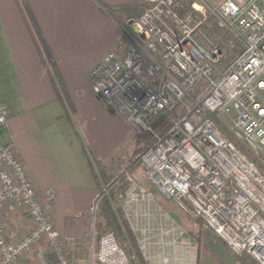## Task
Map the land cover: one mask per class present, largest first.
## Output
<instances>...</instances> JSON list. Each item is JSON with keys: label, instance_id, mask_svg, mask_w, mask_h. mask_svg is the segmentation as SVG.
Segmentation results:
<instances>
[{"label": "built area", "instance_id": "2783aa9c", "mask_svg": "<svg viewBox=\"0 0 264 264\" xmlns=\"http://www.w3.org/2000/svg\"><path fill=\"white\" fill-rule=\"evenodd\" d=\"M142 1L127 21L137 29L130 45L108 50L89 72L106 109L152 136L136 158L144 181L132 166L116 173L128 181L118 198L137 247L148 264H194L195 241L160 195L230 252L264 264V0ZM7 120L0 101V128ZM101 189L89 207L92 236L109 190ZM53 202L52 189L37 191L14 144L0 145V211L17 209L31 222L12 238L0 219V264L41 241L48 264L136 260L107 231L82 263L76 236L53 223Z\"/></svg>", "mask_w": 264, "mask_h": 264}, {"label": "crops", "instance_id": "0c3cea01", "mask_svg": "<svg viewBox=\"0 0 264 264\" xmlns=\"http://www.w3.org/2000/svg\"><path fill=\"white\" fill-rule=\"evenodd\" d=\"M24 1L59 69L64 97L52 85L23 16L22 0H0V101L8 108L0 145L14 144L37 191L53 190V223L62 233L76 236L75 257L81 261L92 238L87 221L98 187L95 161L113 174L126 169L130 151L128 124L94 96L89 72L108 50L123 48L121 23L139 13L129 16L133 10H120L116 19L100 3L143 1ZM0 219L12 238L31 227L17 209L1 210ZM197 229L198 235L190 234L196 244L194 264H256L247 254L230 252L213 233L199 225ZM45 250L41 241L12 264H48Z\"/></svg>", "mask_w": 264, "mask_h": 264}, {"label": "trees", "instance_id": "16d2710c", "mask_svg": "<svg viewBox=\"0 0 264 264\" xmlns=\"http://www.w3.org/2000/svg\"><path fill=\"white\" fill-rule=\"evenodd\" d=\"M23 2V16L25 20H27V24L31 30L32 36L34 38L35 44L38 48L40 57L42 61L48 65L49 73H50V79L52 82V85L58 95H60L61 98L64 97L63 89H62V82L60 77L59 69L57 68L56 64L54 63V60L52 58V55L50 53V50L47 46V44L44 41L43 35L34 20L31 12L29 11L26 3L24 0ZM102 7H104L110 14L115 16L116 19L118 12L125 11V10H139L141 7V10L144 7L143 2H132L129 4H120L117 6H111L100 3ZM139 11V13L141 12ZM123 25V23H121ZM158 121V119H157ZM153 125L156 123V120H152ZM130 137L133 142V146L131 148V151L129 155L126 157V166H133L136 162L137 155L142 152L146 147H143V149H140V143L142 140H147L150 144V139L152 138L151 134L145 131H139L136 130L130 133ZM96 170L94 168L92 169L93 175L95 176L97 180V191L101 192L102 184L107 185L109 190L107 194L102 195L100 200L97 203V210L95 215V237L98 241L101 234L109 231L112 232L117 241L122 243V241L126 238L130 240V244L132 248L135 251L136 260H132V264H146L147 262L143 259L135 240V237L133 233L131 232L127 220L125 219L120 201L118 198V194L120 192H123L128 187V181L125 179V177L122 175V173L111 175L106 170L105 164H103L101 161H95ZM101 179V181H100ZM115 180V181H114ZM46 261L48 263L52 262V255H46L45 256Z\"/></svg>", "mask_w": 264, "mask_h": 264}, {"label": "rangeland", "instance_id": "374dc122", "mask_svg": "<svg viewBox=\"0 0 264 264\" xmlns=\"http://www.w3.org/2000/svg\"><path fill=\"white\" fill-rule=\"evenodd\" d=\"M141 10V7H140V9L138 10V11H134V12H131V14L129 15V16H134V15H136L137 13H139V11ZM128 21V20H127ZM130 26H131V24L130 23H123V25H122V31H121V36H120V40L122 41V43H123V47H127V46H129L130 45V40H131V28H130ZM125 120V119H124ZM126 122V121H125ZM127 123V122H126ZM128 124V123H127ZM128 126H129V128H130V133L131 132H133V130L134 131H136V129L135 128H133V127H131L129 124H128ZM140 131V130H139ZM150 142H151V139H150ZM129 145H130V151H131V148H132V146H133V142H132V139H131V137H130V141H129ZM148 146L149 145V142L146 140H142L141 141V143H140V149L142 150L143 149V147H145V146ZM130 151H129V153H130ZM129 155V154H128ZM127 155V156H128ZM126 156V157H127ZM125 163H126V161H125ZM136 163V162H135ZM260 169L264 172V164L263 163H261L260 165ZM127 167H129V166H127ZM133 170L131 171L132 172V175L135 177V179H137L138 181H144V175H143V172H144V170H143V166L141 165V164H139V163H136L135 165H133L132 167H131ZM136 171H138V174H137V172ZM115 173H118V172H114L113 174H111V175H114ZM158 193H156V195H157ZM157 196H159V198H161L162 199V205H164L168 210H170V212H172L173 214H174V216L175 217H177V218H179L183 223V225L186 227V229L188 230V232L191 234V235H198V225H199V222L198 221H194V220H191V219H189V218H187L186 216H185V214L175 205V204H173L171 201H168V200H166V199H164L163 197H160V195H157ZM178 219V220H179ZM88 222V224H87V228L89 227V222H90V226H91V219H90V221L88 220L87 221ZM201 228V227H200ZM202 229V228H201ZM90 230H91V228H90ZM203 230V229H202ZM92 233V232H91ZM220 240V239H219ZM93 242H94V244H96L97 243V239H96V237H95V231H94V235L92 236V238H91V241L90 242H88V245H87V247H86V251L84 252V257H85V259H83V260H81V262L82 263H84L87 259H88V257H89V254H90V251H91V247H93ZM91 243V244H90ZM121 243V242H120ZM122 243H126V248H127V250H129V251H132V252H134L135 253V251H134V249L132 248V246H131V244H130V240H128V238H126V239H124L123 241H122ZM45 256V255H44ZM146 264H148V263H146Z\"/></svg>", "mask_w": 264, "mask_h": 264}, {"label": "water", "instance_id": "95a60500", "mask_svg": "<svg viewBox=\"0 0 264 264\" xmlns=\"http://www.w3.org/2000/svg\"><path fill=\"white\" fill-rule=\"evenodd\" d=\"M130 28H131V30H132L133 32H135V33L137 32V29H136L133 25H131ZM140 36H141L142 38H144V35L141 34V33H140ZM96 98L98 99V97H96ZM109 111L112 112V110H109Z\"/></svg>", "mask_w": 264, "mask_h": 264}]
</instances>
